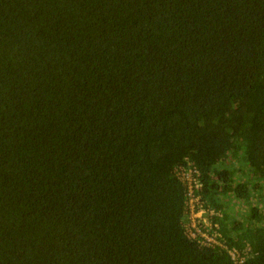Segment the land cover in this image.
<instances>
[{"label":"trees","instance_id":"trees-1","mask_svg":"<svg viewBox=\"0 0 264 264\" xmlns=\"http://www.w3.org/2000/svg\"><path fill=\"white\" fill-rule=\"evenodd\" d=\"M258 194L264 0H0V264H264Z\"/></svg>","mask_w":264,"mask_h":264},{"label":"built area","instance_id":"built-area-1","mask_svg":"<svg viewBox=\"0 0 264 264\" xmlns=\"http://www.w3.org/2000/svg\"><path fill=\"white\" fill-rule=\"evenodd\" d=\"M177 174L186 188V223L184 228L187 237L191 240H197L204 246H221L218 240L220 235L213 230L217 224L215 225L212 221L213 217H220L221 213L204 207L202 197L198 192L201 183L197 171L194 168L181 167ZM228 253L234 262H242L237 250H230Z\"/></svg>","mask_w":264,"mask_h":264},{"label":"rangeland","instance_id":"rangeland-1","mask_svg":"<svg viewBox=\"0 0 264 264\" xmlns=\"http://www.w3.org/2000/svg\"><path fill=\"white\" fill-rule=\"evenodd\" d=\"M228 164V165H227ZM227 164L226 165H223V166H221V168L222 167H226V166H228V169L231 171V162L229 161V162H227ZM223 170H221V172H222ZM234 179V178H233ZM237 179V178H236ZM235 179V180H236ZM255 200L253 201V202H249V204L247 205V204H245V203H233V202H227L226 203V205H227V207L225 208V211L226 212H229V213H231V214H233V215H235L236 216V218L238 219V220H240V221H244L245 219H246V217L248 216V210H249V207H252V206H255V205H257L258 204V201H263V203H264V194H258L257 196H255ZM241 202V201H240ZM247 215V216H246Z\"/></svg>","mask_w":264,"mask_h":264}]
</instances>
